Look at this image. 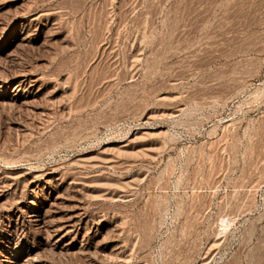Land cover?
Listing matches in <instances>:
<instances>
[{
  "label": "rangeland",
  "instance_id": "obj_1",
  "mask_svg": "<svg viewBox=\"0 0 264 264\" xmlns=\"http://www.w3.org/2000/svg\"><path fill=\"white\" fill-rule=\"evenodd\" d=\"M0 264H264V0H0Z\"/></svg>",
  "mask_w": 264,
  "mask_h": 264
},
{
  "label": "bare ground",
  "instance_id": "obj_2",
  "mask_svg": "<svg viewBox=\"0 0 264 264\" xmlns=\"http://www.w3.org/2000/svg\"><path fill=\"white\" fill-rule=\"evenodd\" d=\"M64 223V222H63Z\"/></svg>",
  "mask_w": 264,
  "mask_h": 264
}]
</instances>
